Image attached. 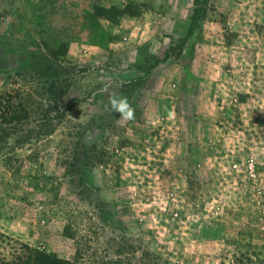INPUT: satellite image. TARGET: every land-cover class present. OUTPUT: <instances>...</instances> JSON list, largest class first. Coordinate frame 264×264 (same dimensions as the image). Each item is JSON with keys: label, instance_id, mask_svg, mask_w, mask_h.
<instances>
[{"label": "rangeland", "instance_id": "obj_1", "mask_svg": "<svg viewBox=\"0 0 264 264\" xmlns=\"http://www.w3.org/2000/svg\"><path fill=\"white\" fill-rule=\"evenodd\" d=\"M20 244L264 264V0H0V264Z\"/></svg>", "mask_w": 264, "mask_h": 264}, {"label": "trees", "instance_id": "obj_2", "mask_svg": "<svg viewBox=\"0 0 264 264\" xmlns=\"http://www.w3.org/2000/svg\"><path fill=\"white\" fill-rule=\"evenodd\" d=\"M198 17V9H195L193 21L198 19ZM14 252L13 256L15 259L5 262V264H75V262H69L54 254L49 255L42 250L33 249L26 244H20L19 247H15Z\"/></svg>", "mask_w": 264, "mask_h": 264}, {"label": "clouds", "instance_id": "obj_3", "mask_svg": "<svg viewBox=\"0 0 264 264\" xmlns=\"http://www.w3.org/2000/svg\"><path fill=\"white\" fill-rule=\"evenodd\" d=\"M109 107L113 113H118L125 120H132L135 117V109L127 96L113 92L109 98Z\"/></svg>", "mask_w": 264, "mask_h": 264}]
</instances>
